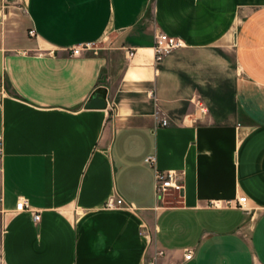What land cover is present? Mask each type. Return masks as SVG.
Wrapping results in <instances>:
<instances>
[{"label": "crops", "instance_id": "crops-1", "mask_svg": "<svg viewBox=\"0 0 264 264\" xmlns=\"http://www.w3.org/2000/svg\"><path fill=\"white\" fill-rule=\"evenodd\" d=\"M26 3L35 37L0 32V264H264V0ZM159 31L184 45L156 63Z\"/></svg>", "mask_w": 264, "mask_h": 264}, {"label": "built area", "instance_id": "built-area-1", "mask_svg": "<svg viewBox=\"0 0 264 264\" xmlns=\"http://www.w3.org/2000/svg\"><path fill=\"white\" fill-rule=\"evenodd\" d=\"M1 32V31H0ZM31 34L35 35V31L31 30ZM184 45V40L170 35L166 32L159 31L155 35V44H154V51H155V62L160 63L164 60V58L170 54L173 50L182 47ZM93 44L86 43V44H79L72 49V54L74 55H81L82 52L88 50L95 49ZM136 53L135 49L128 50V57L134 56ZM4 95V91H0V97ZM162 124L167 125L168 121L166 119L162 120ZM3 155V142L0 140V164ZM146 162L150 164L154 168V188H155V195L157 198H163L166 194L170 193L171 191H181L184 187V183L182 180V173L178 171H166L161 170L156 166V157L155 155H150L146 158ZM2 197H0V201ZM247 201L246 196H241L235 200H227V206H238L244 208L245 203ZM120 206H128L127 202L122 197L117 198H110L106 202V207L108 208H115ZM16 209L18 211H31L32 207L29 201L25 198L19 199L17 202ZM41 215L40 213L34 214V220L36 222L40 221ZM165 254L164 250H158L153 257V259L148 261V264H156V261L159 257ZM186 259L192 258V251L187 250L185 253Z\"/></svg>", "mask_w": 264, "mask_h": 264}, {"label": "rangeland", "instance_id": "rangeland-1", "mask_svg": "<svg viewBox=\"0 0 264 264\" xmlns=\"http://www.w3.org/2000/svg\"><path fill=\"white\" fill-rule=\"evenodd\" d=\"M27 0H7L6 9L0 20L1 33L14 36L16 39H22L24 35L30 39L35 37L31 34V26L28 19ZM112 38L99 41L94 47L100 50L114 45ZM94 51V50H91ZM171 193V192H170ZM3 219L0 213V234L2 231Z\"/></svg>", "mask_w": 264, "mask_h": 264}, {"label": "water", "instance_id": "water-1", "mask_svg": "<svg viewBox=\"0 0 264 264\" xmlns=\"http://www.w3.org/2000/svg\"><path fill=\"white\" fill-rule=\"evenodd\" d=\"M106 99L100 94H96L86 103L87 108H104L106 107Z\"/></svg>", "mask_w": 264, "mask_h": 264}]
</instances>
